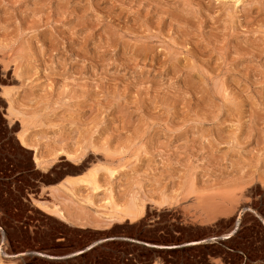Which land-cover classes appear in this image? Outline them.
I'll list each match as a JSON object with an SVG mask.
<instances>
[{"label": "rangeland", "instance_id": "obj_1", "mask_svg": "<svg viewBox=\"0 0 264 264\" xmlns=\"http://www.w3.org/2000/svg\"><path fill=\"white\" fill-rule=\"evenodd\" d=\"M239 1L0 0V264H264V0ZM109 233L158 249L24 255Z\"/></svg>", "mask_w": 264, "mask_h": 264}, {"label": "water", "instance_id": "obj_2", "mask_svg": "<svg viewBox=\"0 0 264 264\" xmlns=\"http://www.w3.org/2000/svg\"><path fill=\"white\" fill-rule=\"evenodd\" d=\"M243 210L255 213L253 211V209H251L250 207H245ZM256 216L260 220L261 224L264 227V220L259 215H256ZM239 227H240V223H239V218L237 216L234 223H233L232 231L230 233H228V234H232L231 236H225L226 234H224V235H219V236H213V237H210V238L205 239L203 241L207 242V243H209V242L217 243L219 241L230 240L237 233V231L239 230ZM113 241L130 242L133 244L143 245L147 248L158 249L155 246H152L155 244H151L148 242L141 241L140 239H138L135 236L109 233V234L103 235L102 237H100L96 240H92V241L88 242L82 250L76 252L77 254L76 253H63L61 255H56V254H48V253H39V252H34V251H28V252H25L24 255H32L33 254V255L39 256L40 258L47 259L49 261H65V260H69L73 257L83 255V254L91 251L92 249H94L95 247H97L101 244H104L107 242H113ZM176 246H177L176 248H170V249H178L181 247H186L185 244L176 245ZM159 249H162V248H159Z\"/></svg>", "mask_w": 264, "mask_h": 264}, {"label": "bare ground", "instance_id": "obj_3", "mask_svg": "<svg viewBox=\"0 0 264 264\" xmlns=\"http://www.w3.org/2000/svg\"><path fill=\"white\" fill-rule=\"evenodd\" d=\"M241 1V0H240ZM239 1V2H240ZM243 2V1H242ZM241 3V2H240ZM247 7V6H246ZM252 11V10H251ZM250 11V12H251ZM173 14V13H172ZM228 14V13H227ZM250 14V13H249ZM251 14H252V12H251ZM230 15V14H229ZM247 18H248V12H247V16H246ZM183 18V17H182ZM253 23V22H252ZM91 24V23H90ZM248 24V23H247ZM135 27V26H134ZM74 29V28H73ZM258 32V31H257ZM187 33V32H186ZM189 35V34H188ZM112 44V43H111ZM83 45V44H82ZM116 45V44H115ZM83 48V47H82ZM254 48V47H253ZM147 49V48H146ZM167 50V49H166ZM244 50H246V49H244ZM222 52V51H221ZM142 53V52H141ZM144 53V52H143ZM142 53V54H143ZM147 54H149V53H147ZM139 55H141V54H139ZM146 59V58H145ZM220 60H221V58H220ZM132 63V62H131ZM22 140H23V137H22ZM24 142V141H23ZM23 142H22V144H23ZM43 156V155H42ZM71 156V155H70ZM40 161V160H39ZM34 162L35 163H37L38 164V166L40 165V162L38 163V158L37 157H35V159H34ZM42 164V163H41ZM111 170V169H110ZM90 174V173H89ZM91 177V176H90ZM83 183V182H82ZM88 183L89 184H91V185H93V190L94 191H98V190H100V186H98V183L96 182V181H93V180H89L88 181ZM109 192H110V190H108ZM112 194V193H111ZM108 195V194H107ZM109 198V199H108ZM107 199V204H111V203H113L112 202V200H113V195H110L109 197H108ZM134 207V206H133ZM136 209V208H135ZM141 210V209H140ZM135 212V211H134ZM143 213V212H142ZM139 215V214H138ZM132 216V215H131ZM141 216V215H140ZM63 217V216H62ZM134 217V216H133ZM132 217V218H133ZM139 217V216H138ZM142 217V216H141ZM135 218H136V215H135ZM137 219V218H136ZM232 234H226L225 236H231ZM204 242V241H203ZM200 244H202V242H193V243H190L188 246H194V245H200ZM152 246H154V245H152ZM156 248L158 247V246H155ZM177 246H168V247H165V246H160V248H176Z\"/></svg>", "mask_w": 264, "mask_h": 264}, {"label": "snow or ice", "instance_id": "obj_4", "mask_svg": "<svg viewBox=\"0 0 264 264\" xmlns=\"http://www.w3.org/2000/svg\"><path fill=\"white\" fill-rule=\"evenodd\" d=\"M256 259L255 256H249L248 260H245V257L243 256H239L237 257V261L236 264H252V261H254ZM262 261H264V257L260 258Z\"/></svg>", "mask_w": 264, "mask_h": 264}, {"label": "trees", "instance_id": "obj_5", "mask_svg": "<svg viewBox=\"0 0 264 264\" xmlns=\"http://www.w3.org/2000/svg\"><path fill=\"white\" fill-rule=\"evenodd\" d=\"M239 234V231L231 238V239H235L236 237H237V235ZM82 241V240H81ZM114 242V241H113ZM98 248V246L97 247H95L94 249H92L91 251H89V253L87 252V253H85V254H83V255H81L82 257L81 258H85L86 256H87V254H90L91 252H93V251H95L96 249ZM233 250H235L234 248H233ZM236 251V250H235Z\"/></svg>", "mask_w": 264, "mask_h": 264}, {"label": "crops", "instance_id": "obj_6", "mask_svg": "<svg viewBox=\"0 0 264 264\" xmlns=\"http://www.w3.org/2000/svg\"><path fill=\"white\" fill-rule=\"evenodd\" d=\"M230 249V248H229ZM232 253H237V254H241V252H238V251H234V250H230ZM243 255V254H242Z\"/></svg>", "mask_w": 264, "mask_h": 264}]
</instances>
